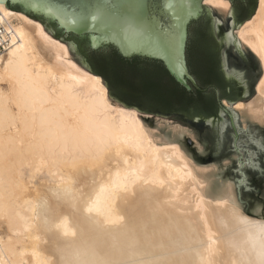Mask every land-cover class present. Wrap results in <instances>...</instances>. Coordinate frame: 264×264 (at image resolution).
I'll return each mask as SVG.
<instances>
[{
	"label": "bare ground",
	"instance_id": "6f19581e",
	"mask_svg": "<svg viewBox=\"0 0 264 264\" xmlns=\"http://www.w3.org/2000/svg\"><path fill=\"white\" fill-rule=\"evenodd\" d=\"M0 23V264H249L264 216L231 183L211 187L176 144L183 129L160 135L112 103L39 21L0 4ZM234 35L261 72L234 107L264 125V0Z\"/></svg>",
	"mask_w": 264,
	"mask_h": 264
},
{
	"label": "water",
	"instance_id": "95a60500",
	"mask_svg": "<svg viewBox=\"0 0 264 264\" xmlns=\"http://www.w3.org/2000/svg\"><path fill=\"white\" fill-rule=\"evenodd\" d=\"M204 1L205 0H0V4L16 7L19 9V12L27 16L29 14L39 18L44 21V23L39 22L49 34L50 32L47 30L46 24L51 25L52 30L59 33L61 36L70 35L75 42H82L86 48H89V45L95 38V43L98 46H112L123 58L130 59L136 56L159 61L168 74L181 87L189 91L192 87L196 89H199V87L187 66L186 45L183 50L182 59L186 63L187 75L181 80L171 71L172 54L168 43V33H165L162 29L170 28L171 31L176 33L186 31L188 34L190 23L186 24L181 18L191 14V22L195 21L196 15L207 10ZM228 1L230 2L231 0ZM167 5H170L171 9L166 8ZM256 8L257 4L253 6L249 16L243 22L251 18ZM49 10H51V12ZM170 10H174L176 14L175 17L169 15ZM209 11H211V9L207 10V12ZM213 14L215 15L216 13L213 12ZM53 15L57 16L58 19H53ZM93 17L97 18L93 19ZM217 18H219V16H217ZM130 24L131 26H129ZM141 25L147 26L148 33L142 34L140 30ZM219 29L221 31V26H219ZM225 29L228 30L229 27L222 30ZM149 33L153 39L150 42H146V36ZM232 37L233 41L226 40L231 43L234 49H239L234 42L236 38L233 32ZM55 39L63 42L61 37ZM125 47L131 48L132 54L130 57L122 55L121 50ZM240 50L245 57L254 62L258 69H260L257 58L248 48L242 47ZM228 55L229 52L226 51V56ZM81 66L88 70L85 63ZM226 67L228 66L226 65ZM181 71L183 72L185 69L182 68ZM104 85L106 86L105 83ZM216 95H218L217 91ZM239 95H241V92ZM240 100H242L241 97L237 101H220V105L224 106L223 108L220 107L222 114L225 112L228 113L227 107H231L236 102H240ZM118 101L125 105H134L132 103L123 102L120 99H118ZM219 118L220 115L216 118H198L189 121V123L200 127H208L213 124L210 123V121L215 122L218 121Z\"/></svg>",
	"mask_w": 264,
	"mask_h": 264
},
{
	"label": "rangeland",
	"instance_id": "374dc122",
	"mask_svg": "<svg viewBox=\"0 0 264 264\" xmlns=\"http://www.w3.org/2000/svg\"><path fill=\"white\" fill-rule=\"evenodd\" d=\"M257 2L258 0H254V5L257 4ZM208 6L209 5L206 4V9L210 10ZM207 10H204V12H207ZM63 39H65L64 36ZM63 43L68 46L71 58L81 66L82 63L80 61L82 60L75 54V40L69 38V40L63 41ZM215 45L218 51L219 66L221 70L225 69L223 73L225 78L233 71L244 73L242 79L236 77L232 78L234 85L233 94L235 101L241 97L242 100H240V102L248 103L255 96V85L261 75L260 69L244 55L237 57L234 54L236 49L233 47L232 52H229V55L226 56V49H221L219 47L218 40L215 41ZM226 65L228 67H226ZM120 91L121 92H115L117 97L123 102L134 104L135 106H133L138 111L141 120L154 132L160 135L168 134L170 126H177L179 129H183V134L175 136L176 144L197 167L200 166L201 168L203 166V169L210 171L212 188L217 187L221 182L231 183L233 185L235 198L244 213L249 216L254 215L255 218L264 216V176L260 174L259 170L254 172L248 168L244 169V174L248 177V187L252 189L250 192L243 191L235 183L239 179L236 172V164H238L241 159L245 162L254 161L258 169L261 160H264V155H261L259 149L247 143L243 135V130L250 129L251 133L256 134L254 139L257 144H259L261 135H264L263 124H258L251 121L246 116H243L240 111L234 107L236 102L231 107H227L228 113L225 112L222 114L221 108H219L217 115L213 116V118H216L220 115L218 121H215L208 127H200L190 124L189 121L202 117L190 118L180 112L162 111L159 107H155L153 104L147 103L142 99H133L127 96L126 93L129 92L127 88H122ZM238 91H241V95L239 96L237 95ZM118 103L120 102L118 101ZM234 125H238L237 132L241 133L239 136L233 132ZM217 128L221 130V139L223 140L222 149L218 148L216 144ZM189 131L194 132L196 135H189ZM233 140L237 141L239 147L238 152H233L231 150L230 146ZM226 160L230 162L228 166L224 164ZM241 193L243 194L242 199L240 198Z\"/></svg>",
	"mask_w": 264,
	"mask_h": 264
},
{
	"label": "trees",
	"instance_id": "16d2710c",
	"mask_svg": "<svg viewBox=\"0 0 264 264\" xmlns=\"http://www.w3.org/2000/svg\"><path fill=\"white\" fill-rule=\"evenodd\" d=\"M7 7L19 11L16 7ZM28 16L44 23L35 16ZM46 28L54 38L63 39V36L52 30L51 25L46 24ZM64 37L63 41L72 38L70 35ZM85 53H88L86 59ZM75 54L91 73L105 81L109 91L121 92L120 89L127 88V96L142 99L162 111L180 112L190 118H209L217 115L220 101L234 99L233 84L227 82L220 71L215 41L208 35L204 18L190 23L186 44L187 66L199 89L192 87L188 91L181 87L159 61L136 56L126 59L112 46L108 49L101 47V51L93 52L84 47L82 42L76 41ZM135 80H138L137 84ZM216 90L219 92L218 97Z\"/></svg>",
	"mask_w": 264,
	"mask_h": 264
},
{
	"label": "snow or ice",
	"instance_id": "6c2138e0",
	"mask_svg": "<svg viewBox=\"0 0 264 264\" xmlns=\"http://www.w3.org/2000/svg\"><path fill=\"white\" fill-rule=\"evenodd\" d=\"M211 11L209 12H202L195 16V19L197 21L201 20V18H204L207 22V30L208 35L214 40L219 41V47L221 49H226L227 52H232V46L230 43L226 40L227 36H231L232 33L228 32L226 29L224 32H221L219 29V26L226 22V19H230L234 15V8L231 7L228 3H218L216 6L209 5L208 6ZM166 8L171 9L170 5H167ZM51 12V10H49ZM216 13L215 15L213 14ZM169 15L175 17L174 10L169 11ZM219 16V18H217ZM53 19H58L57 16L53 15ZM97 17H93V19H96ZM185 21V23H191L192 21V15L188 14L185 17L181 18ZM131 26V24L129 25ZM140 30L142 31V34L148 33L147 26L141 25ZM165 33H168V43L169 48L171 50V71L179 77L181 80H183V77L187 75L186 71V63L183 61V50L188 40V34L186 31L182 33H176L171 31L170 28H164L162 29ZM153 39L151 34L149 33L146 36V42H150ZM105 49H108V45L103 46ZM89 48L93 52H99L101 51V46H98L95 43V38L93 39V42L89 45ZM122 55L125 56H131V48L125 47L122 50ZM237 57H241L243 53L240 49H236V52L234 53ZM88 53H85V59L87 58ZM155 58V57H153ZM79 59V58H77ZM83 64V61H80ZM185 69V71H181V69ZM243 72H231L228 74V80H231L233 77L242 79L243 78ZM97 82L100 84V86L103 88L105 81L101 78H97ZM194 82V81H193ZM111 86L109 85V88ZM111 97L112 103H117V100L119 99L115 92H109L108 90H105L104 97ZM221 108H223V105H220ZM237 107H243V106H237ZM210 123H214V121H210ZM238 125L233 126V132L236 133L237 136H239L241 133L237 132ZM189 135L195 136L196 134L194 132L189 131ZM244 139L249 143L250 145H253L254 147H257L259 149V152L261 155H264V135H261L259 144H257L256 140L254 139L255 133H251V130H243ZM231 139V138H229ZM216 144L218 148L223 147V140L221 139V130L219 128L216 129ZM231 150L233 152H238L239 147L237 144V141L233 140L231 144ZM229 161H224L225 166L229 165ZM248 168L251 171H257L259 170L260 174L264 176V160H261L260 167L258 169L257 164L254 161H248L245 162L243 159L236 164V172L239 179L235 182L236 185L241 188L243 191H251L252 189L248 187V177L244 174V169ZM140 177L137 175L135 176V179H133L131 182L135 183L137 180H139ZM162 183V182H161ZM240 198H243V194L241 193ZM172 199H175V197H172ZM170 201H165V203H169ZM236 214L239 215V210L236 209ZM242 220H246V217H241ZM259 231L264 233V223L258 226ZM249 264H264V241L261 242L260 247L258 249H255V255L253 256L252 260L249 261Z\"/></svg>",
	"mask_w": 264,
	"mask_h": 264
},
{
	"label": "flooded vegetation",
	"instance_id": "af4514ba",
	"mask_svg": "<svg viewBox=\"0 0 264 264\" xmlns=\"http://www.w3.org/2000/svg\"><path fill=\"white\" fill-rule=\"evenodd\" d=\"M229 4L231 7L234 8V15L230 19H226V22H224L220 25L221 26V32H224V30H222V29L229 27V29L231 31L233 30L232 32L234 33L236 27H238L239 24H242L243 21L249 16V14L253 8V5H254V0H231L229 2ZM230 45H231V43H230ZM217 53H218V51H217ZM218 62H219V57H218ZM219 68H220V66H219ZM220 71L222 74L224 73V69L221 70V68H220ZM223 77L225 78L224 74H223ZM225 80L227 82L231 81L233 84L232 79L228 80V78H225ZM137 83H138V80H135V84H137ZM227 91H228V93L230 92L229 88H227ZM240 92L241 91H238L237 95H239ZM233 93H234V85H233ZM218 96H219V92H218L217 97ZM233 96H234V94H233ZM223 100H226V99H223ZM232 100H235V99H232ZM228 101H231V100H228Z\"/></svg>",
	"mask_w": 264,
	"mask_h": 264
},
{
	"label": "built area",
	"instance_id": "2783aa9c",
	"mask_svg": "<svg viewBox=\"0 0 264 264\" xmlns=\"http://www.w3.org/2000/svg\"><path fill=\"white\" fill-rule=\"evenodd\" d=\"M10 31H6L2 23H0V54L4 53L11 44Z\"/></svg>",
	"mask_w": 264,
	"mask_h": 264
}]
</instances>
